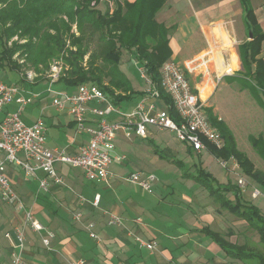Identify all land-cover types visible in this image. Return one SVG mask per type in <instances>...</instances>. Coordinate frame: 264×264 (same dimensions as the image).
<instances>
[{
	"label": "crops",
	"instance_id": "crops-1",
	"mask_svg": "<svg viewBox=\"0 0 264 264\" xmlns=\"http://www.w3.org/2000/svg\"><path fill=\"white\" fill-rule=\"evenodd\" d=\"M249 5L251 16L241 0H167L156 14L160 22L174 27L170 35V58L183 60L184 69L196 59L195 73L197 77L201 73L202 77L190 82L204 104L216 94L219 79L248 74L246 70L244 72L240 48L254 41L256 36H264V0H249ZM177 11L183 12L182 17L177 21L169 20L170 13ZM256 48L259 50L256 57L264 66V37ZM229 67H232L231 73L226 72ZM120 68L126 72L122 60ZM32 72L34 76L30 80L22 81L23 86L19 84L28 100L22 113L23 120L33 124L43 117L48 126L49 148L67 154L77 153L89 135L77 130L68 111L58 110L53 105L54 85L59 83L50 86L48 79V87L35 90L36 87L32 86L41 85L30 83L37 76ZM130 82L135 92L128 99L113 100L105 93L118 111L131 112L142 101L145 109L150 105L156 109L165 106L160 98L151 96L152 85L143 89L145 94H140ZM78 86H69L71 90L58 92H75ZM241 88L246 89L245 86ZM259 93L263 95L258 90L259 97ZM136 97L140 99L135 106L130 105ZM260 100L263 101L261 97ZM15 106L10 105L8 110ZM88 106L103 107L104 104L94 101ZM122 106L130 107V110L123 111ZM210 107L213 115L225 123L217 112L220 105L211 103ZM4 112H0V118ZM86 116L89 124H97V117L92 112L88 111ZM106 118L111 122L123 120L117 111ZM137 120L138 116L131 118L127 121V128L118 130L115 152L126 158L110 164L107 180L88 179L82 168L58 161L56 166L65 183L52 184L45 190L39 185V177L45 175L43 171H38V177L27 178L20 167L8 165V175L20 195L23 208L0 197V264L14 263L13 253L18 250L15 245L19 244L18 229H23L25 235L20 264H69L76 258H83L85 264H245L231 257L212 233L243 244L248 232L245 224H248L218 205L206 186L196 179L198 168L203 167L222 184L239 186L243 198L255 204L264 192L256 189L254 192L250 190L252 195L247 194V189L234 180L232 172L221 165V159L208 146L196 152L187 143L157 135L152 128L155 126H149L147 137L137 135L134 129ZM228 127L233 132L231 125ZM235 138L243 150L237 135ZM136 170L157 176L151 192L126 180V176ZM98 194L100 199L95 204ZM229 198L235 199L233 193H229ZM26 210H31L43 225L55 231L56 236L48 247L42 241V232L31 230L26 222L23 223ZM77 213L81 214L79 220L75 218ZM112 213L121 217L122 224L109 223ZM91 231L97 237H92ZM139 237L147 242L154 241L155 248H147Z\"/></svg>",
	"mask_w": 264,
	"mask_h": 264
},
{
	"label": "trees",
	"instance_id": "trees-1",
	"mask_svg": "<svg viewBox=\"0 0 264 264\" xmlns=\"http://www.w3.org/2000/svg\"><path fill=\"white\" fill-rule=\"evenodd\" d=\"M251 16L249 0H241ZM104 11L99 9L105 3ZM167 0H0V71L20 69L28 63L47 66L55 49L60 50L64 69L57 83L76 86L86 82L97 84L113 100L128 99L134 89L121 70L123 51L134 53L136 60L146 68L153 87L159 93L171 117L181 118L161 82L160 68L172 55L170 35L173 26L156 18ZM77 24V32L73 24ZM15 35L26 38L25 43L14 41ZM262 37H254L240 48L246 77L264 95V66L257 59L256 48ZM20 52L24 64L15 54ZM255 64V68L253 65ZM12 70V69H10ZM26 73V72H25ZM27 74V73H26ZM24 75V72H22ZM19 81H24L21 77ZM137 92V91H136ZM145 94V92H138ZM264 107V102H262ZM208 117L225 139L223 148L205 140L217 158H234L242 172L264 188V172L258 169L250 156L238 147L232 130L205 107ZM258 153L261 138L249 137ZM198 165V164H196ZM196 179L202 182L220 204L259 234L263 250H255L246 243L231 242L220 234L212 233L222 248L233 258L264 264V212L242 196L239 186L220 183L211 173L199 167ZM233 193L234 200L229 198Z\"/></svg>",
	"mask_w": 264,
	"mask_h": 264
},
{
	"label": "built area",
	"instance_id": "built-area-1",
	"mask_svg": "<svg viewBox=\"0 0 264 264\" xmlns=\"http://www.w3.org/2000/svg\"><path fill=\"white\" fill-rule=\"evenodd\" d=\"M54 62L56 65L52 66L49 72L50 86L58 81L64 69L62 59ZM186 68L190 72L195 70L196 59L186 65ZM140 70L142 76L145 77L146 68L142 66ZM226 72L231 73L232 69L229 67ZM160 73L162 86L172 97L181 118L179 121L171 117L166 106L156 109V106L150 105L148 109H145L144 101L131 112L118 111L105 92L94 83L80 84L75 92H55L50 88L51 91L55 92L53 105L58 110L68 111L76 122L77 130L89 135L88 141L75 154H67L64 151L49 148L47 145L48 126L45 119L39 117L33 124L26 123L22 118V113L28 100L22 87L0 77V112L5 111L4 116L0 118L1 199L7 203H17L20 208H23L21 198L12 186L7 172L10 164L20 167L27 178L38 177V171H43L45 175L39 177V185L45 190H48L52 184L63 185L65 183L56 166L58 161L82 168L88 179L107 180L110 175V164L114 160L122 161L126 158L125 155L115 152L117 132L127 128V121L136 116H138V120L135 122L134 129L135 133L141 137H147L149 126L152 125L175 132L179 141L189 144L196 152H201L207 147L205 140L219 149L223 148L225 139L219 129L211 123L205 110V104L198 93L193 91L183 67L176 61L169 59L160 68ZM27 75L32 78L34 73L27 71ZM150 91L151 96L159 98V93L153 85ZM94 101L103 103L104 106L89 107L88 105ZM12 104L16 105L15 108L8 110ZM88 111L97 117L96 125L88 123L86 116ZM113 111L120 112L123 120L108 121L106 116ZM227 161L221 159L220 163L226 166ZM126 180L151 192L153 184L157 181V176L144 170H136L129 173ZM238 183L243 185L244 181L239 179ZM99 199L100 195L98 194L94 200L95 204L99 202ZM75 218L79 220L81 214L77 213ZM25 221L31 229L43 233L42 241L48 247L52 238L56 236L55 231L43 225L31 210L25 211ZM109 223L122 224V219L119 215L112 213ZM6 235L11 238L10 233ZM91 236L97 237L94 231H91ZM17 238L19 244L15 245L18 250L13 253V264H20L22 261L21 253L24 249L23 241L25 238L23 229H18ZM139 240L149 249H154L156 246L154 241L147 242L140 237ZM69 264H85V260L76 258L71 260Z\"/></svg>",
	"mask_w": 264,
	"mask_h": 264
},
{
	"label": "rangeland",
	"instance_id": "rangeland-1",
	"mask_svg": "<svg viewBox=\"0 0 264 264\" xmlns=\"http://www.w3.org/2000/svg\"><path fill=\"white\" fill-rule=\"evenodd\" d=\"M189 2L187 1L188 5ZM106 2L101 3L99 5V9L103 10L105 9ZM183 12L177 11L174 13H170V17H168L171 21H177L182 17ZM159 21V16L156 17ZM73 30L77 32V24H73ZM14 41H19V43H25L26 38H20L19 35H15L12 40H10L9 45L13 43ZM134 53H130L128 51H123L122 55V65L123 69L126 71V75H128V78L130 81H132L134 87H137L139 90L138 92H143V89L149 88L151 85V81L149 76L145 73V77L142 76L140 67H142L141 63H139L136 60V57L134 56ZM17 59H20V63L24 64V57L21 56L20 52H17L14 56ZM170 60H174L177 63H179L183 69L185 63L184 61L174 58H169ZM167 59L166 61H168ZM60 60L61 61V52L58 49H55L54 55L50 58L49 64L47 66H32L29 63L27 65H23L22 68H10L12 70H1L0 71V77H4L7 81H12L18 84H24V82L19 81V78L21 77L24 79L25 82L30 80L31 78L28 77V75H25L26 71H34L37 76L34 77L32 82L30 83H40L41 86L36 85L32 86L35 88V90H40L43 87L49 86V72L51 71L52 66L56 65L54 61ZM165 61V62H166ZM164 62V63H165ZM163 63V64H164ZM186 69V70H185ZM185 72L189 78V80H195L199 77H202V74L200 73V76L197 77V73H195L197 70H193L192 73L188 71L187 68H185ZM247 68L244 67V72ZM190 72L188 74V72ZM22 72H24V75H22ZM28 77V78H27ZM197 77V78H196ZM3 78V79H4ZM218 78V77H217ZM26 79V80H25ZM47 80L48 82H46ZM218 80V79H217ZM30 83H25L27 86L30 85ZM21 84V86H23ZM217 90L216 94L211 98H208L205 101V107H209V112L213 113V108L210 107L211 103H217L220 105V109L217 108V112L221 117L224 118L225 124L227 123L229 126L231 125L233 132L235 135H237L238 142L240 143V147H243V150H248V154L251 157V159L254 161L256 167L264 172V149L261 150L260 153L256 151L254 146L252 145L251 140L249 137L252 135V137L261 138V142L259 144V147H262V144L264 143V107L262 102H264V96L260 94L261 99L263 100L260 102V97L258 95V89L254 86L253 81L250 77H246L245 74L242 77H222L217 81ZM54 90L56 91H69L71 90L69 87L65 84H55ZM241 86H245L246 89L242 90ZM260 91V90H259ZM140 99V97H136L132 99V102L130 101V105L136 104V102ZM123 111L130 110V107H124L122 106ZM226 124V125H227ZM227 125V126H228ZM152 126V125H151ZM157 133V135H160L163 138H173L175 141L181 142L177 139L175 132H171L168 129H160L158 127H152ZM231 172L234 177V180L238 183L239 179H242L244 181L243 186L247 189V194H251L256 189H261L264 192V188L259 186L257 182L250 176H245L242 170L238 167L236 161L232 159L230 162L228 161L226 163V166ZM250 177V178H249ZM259 187V188H258ZM15 188V187H14ZM250 190L252 192H250ZM18 193V191L16 190ZM19 195V193H18ZM20 196V195H19ZM212 199H214L212 197ZM220 207L223 208V206L220 204V202H217ZM255 204V203H254ZM259 204L262 206H259ZM259 208H263L264 212V195L259 197L258 203L255 204ZM228 213H230L227 209L223 208ZM24 211V210H23ZM231 214V213H230ZM26 222L23 219V223ZM25 225L31 229L28 223H25ZM245 228H247L248 232L246 234L245 242L249 246L253 247L255 250H263V244L260 241L259 234L256 230L250 228L248 225L245 224ZM32 230V229H31ZM227 239V238H226ZM230 240V239H228ZM232 242V241H231ZM243 242V241H241ZM83 259V258H82ZM244 262V261H243ZM246 264H258L255 261H248Z\"/></svg>",
	"mask_w": 264,
	"mask_h": 264
},
{
	"label": "bare ground",
	"instance_id": "bare-ground-1",
	"mask_svg": "<svg viewBox=\"0 0 264 264\" xmlns=\"http://www.w3.org/2000/svg\"><path fill=\"white\" fill-rule=\"evenodd\" d=\"M232 68V67H231Z\"/></svg>",
	"mask_w": 264,
	"mask_h": 264
}]
</instances>
